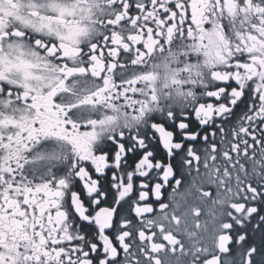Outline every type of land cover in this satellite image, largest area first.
Returning a JSON list of instances; mask_svg holds the SVG:
<instances>
[{"label": "snow or ice", "instance_id": "1", "mask_svg": "<svg viewBox=\"0 0 264 264\" xmlns=\"http://www.w3.org/2000/svg\"><path fill=\"white\" fill-rule=\"evenodd\" d=\"M0 264H264V0H0Z\"/></svg>", "mask_w": 264, "mask_h": 264}]
</instances>
